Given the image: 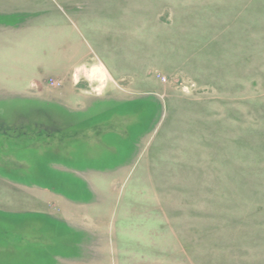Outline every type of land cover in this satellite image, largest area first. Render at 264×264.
<instances>
[{
	"label": "rangeland",
	"instance_id": "1",
	"mask_svg": "<svg viewBox=\"0 0 264 264\" xmlns=\"http://www.w3.org/2000/svg\"><path fill=\"white\" fill-rule=\"evenodd\" d=\"M0 264H264V0H0Z\"/></svg>",
	"mask_w": 264,
	"mask_h": 264
},
{
	"label": "crops",
	"instance_id": "2",
	"mask_svg": "<svg viewBox=\"0 0 264 264\" xmlns=\"http://www.w3.org/2000/svg\"><path fill=\"white\" fill-rule=\"evenodd\" d=\"M41 212H43V214H44V211H41Z\"/></svg>",
	"mask_w": 264,
	"mask_h": 264
}]
</instances>
